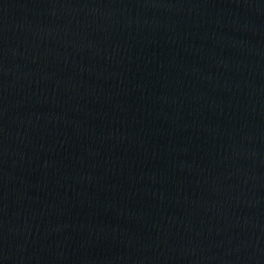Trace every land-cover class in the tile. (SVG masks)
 Masks as SVG:
<instances>
[{
	"label": "water",
	"instance_id": "water-1",
	"mask_svg": "<svg viewBox=\"0 0 264 264\" xmlns=\"http://www.w3.org/2000/svg\"><path fill=\"white\" fill-rule=\"evenodd\" d=\"M0 264H264V0H0Z\"/></svg>",
	"mask_w": 264,
	"mask_h": 264
}]
</instances>
